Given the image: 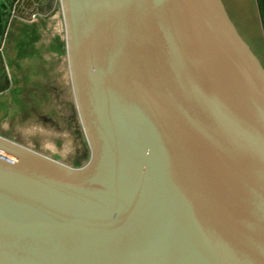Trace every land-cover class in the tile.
I'll list each match as a JSON object with an SVG mask.
<instances>
[{
	"label": "water",
	"instance_id": "95a60500",
	"mask_svg": "<svg viewBox=\"0 0 264 264\" xmlns=\"http://www.w3.org/2000/svg\"><path fill=\"white\" fill-rule=\"evenodd\" d=\"M61 3L92 158L0 136V264H264V63L223 1Z\"/></svg>",
	"mask_w": 264,
	"mask_h": 264
},
{
	"label": "rangeland",
	"instance_id": "374dc122",
	"mask_svg": "<svg viewBox=\"0 0 264 264\" xmlns=\"http://www.w3.org/2000/svg\"><path fill=\"white\" fill-rule=\"evenodd\" d=\"M21 4L24 10L14 14L10 52L0 70V90H7L0 96V136L68 167L84 168L92 150L70 71L61 0Z\"/></svg>",
	"mask_w": 264,
	"mask_h": 264
},
{
	"label": "crops",
	"instance_id": "0c3cea01",
	"mask_svg": "<svg viewBox=\"0 0 264 264\" xmlns=\"http://www.w3.org/2000/svg\"><path fill=\"white\" fill-rule=\"evenodd\" d=\"M222 1L229 16L249 46L253 49H261L260 54H256L264 63V10L261 0ZM21 3L22 0H0V70L3 62H6V55L10 52L12 27L15 24L13 21L14 14L18 8L24 10ZM6 91L1 89L0 96L5 95ZM3 105L4 101H0V106Z\"/></svg>",
	"mask_w": 264,
	"mask_h": 264
},
{
	"label": "bare ground",
	"instance_id": "6f19581e",
	"mask_svg": "<svg viewBox=\"0 0 264 264\" xmlns=\"http://www.w3.org/2000/svg\"><path fill=\"white\" fill-rule=\"evenodd\" d=\"M65 16V15H64ZM65 18V17H64ZM66 21V20H65ZM58 24V23H57ZM67 26V25H66ZM68 33V32H67ZM68 40V39H67ZM68 44H69V40H68ZM68 54H69V52H68ZM71 71V70H70ZM71 74H72V72H71Z\"/></svg>",
	"mask_w": 264,
	"mask_h": 264
}]
</instances>
